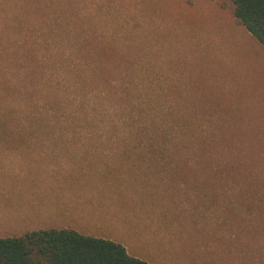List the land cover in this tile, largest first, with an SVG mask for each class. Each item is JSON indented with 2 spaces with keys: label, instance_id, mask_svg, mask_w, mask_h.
Returning <instances> with one entry per match:
<instances>
[{
  "label": "rangeland",
  "instance_id": "rangeland-1",
  "mask_svg": "<svg viewBox=\"0 0 264 264\" xmlns=\"http://www.w3.org/2000/svg\"><path fill=\"white\" fill-rule=\"evenodd\" d=\"M4 1L0 105L12 118L30 125L28 115H69L87 104L121 123L133 115L129 104L108 110L101 98L91 101L96 87L112 82L119 101L141 99L158 119L131 128L0 127V142L22 153L23 176L47 163L39 155L49 149L117 154L149 185L143 225L154 235L127 246L135 258L264 264V48L235 19L230 1ZM35 3L38 13H24ZM20 6L22 15L12 14ZM66 53L83 62L90 54L96 86L73 88L78 81L60 68ZM163 133L173 140L162 142ZM30 184L23 182V197ZM39 226L28 214L5 215L0 239L44 231Z\"/></svg>",
  "mask_w": 264,
  "mask_h": 264
},
{
  "label": "crops",
  "instance_id": "crops-1",
  "mask_svg": "<svg viewBox=\"0 0 264 264\" xmlns=\"http://www.w3.org/2000/svg\"><path fill=\"white\" fill-rule=\"evenodd\" d=\"M5 1L0 0V22L6 21ZM20 7L12 14L22 15ZM30 15L38 13L24 10ZM12 20V18L10 19ZM4 28V27H3ZM4 30V29H2ZM79 144L65 142L63 144ZM12 142H0V221L5 215L28 214L40 230H72L80 235L109 240L125 247L144 243L154 235L143 225L145 209L142 171L126 165L127 159L105 157L88 148L49 149L34 173L23 176L22 153ZM32 152L29 157L33 158ZM36 156V155H35ZM16 160L18 164L16 165ZM30 192L23 197V182ZM148 192V191H147ZM23 199L27 203L23 206Z\"/></svg>",
  "mask_w": 264,
  "mask_h": 264
},
{
  "label": "trees",
  "instance_id": "trees-1",
  "mask_svg": "<svg viewBox=\"0 0 264 264\" xmlns=\"http://www.w3.org/2000/svg\"><path fill=\"white\" fill-rule=\"evenodd\" d=\"M233 7V16L242 27L264 48V0H229ZM66 53L60 55L63 59L60 68L64 73H69L77 84L73 86L80 89V83L96 86L98 75L95 67L90 60V54L86 59L82 54ZM58 63V62H56ZM73 80V79H72ZM58 86V81L53 80V85ZM66 88L68 79L63 81ZM74 85V83H73ZM112 82H105L102 86L96 87L98 90L91 96L92 103L101 98V102L108 110H115L114 106L123 102L129 104L132 116H124L127 120L133 121L137 116L136 123L133 125L124 120L117 122L116 117L111 114H102V106L90 108L87 104L82 106L77 112L69 115L59 113H45L46 115L38 118H31L28 115L30 125H22L17 118H12V114H7L0 105V127H139L144 122H157L158 119L149 116L145 110L141 99H136L139 103L135 105L133 99L129 101H119L117 90ZM51 84L47 87L50 88ZM7 88V86L3 87ZM95 89V90H96ZM94 93V91L90 92ZM1 99V97H0ZM74 101V97L69 100ZM107 103L108 105L104 104ZM58 107V105H55ZM138 108V111L136 109ZM136 112H135V111ZM53 111V110H52ZM54 111H58V108ZM55 120V123L54 121ZM154 126V125H152ZM154 129L156 127L154 126ZM162 134V133H161ZM173 140L167 133H163L162 142L169 143ZM0 264H148L138 258L130 256L125 247L109 240L87 237L72 230H44L32 231L19 238L0 239Z\"/></svg>",
  "mask_w": 264,
  "mask_h": 264
}]
</instances>
